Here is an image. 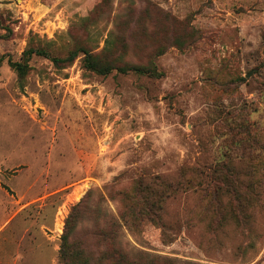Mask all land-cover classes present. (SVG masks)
Wrapping results in <instances>:
<instances>
[{"label": "rangeland", "instance_id": "rangeland-1", "mask_svg": "<svg viewBox=\"0 0 264 264\" xmlns=\"http://www.w3.org/2000/svg\"><path fill=\"white\" fill-rule=\"evenodd\" d=\"M0 60V264L66 230L81 264H264V0H0Z\"/></svg>", "mask_w": 264, "mask_h": 264}, {"label": "trees", "instance_id": "trees-1", "mask_svg": "<svg viewBox=\"0 0 264 264\" xmlns=\"http://www.w3.org/2000/svg\"><path fill=\"white\" fill-rule=\"evenodd\" d=\"M28 54H29V57H31V55L36 54V55L51 58L56 63L62 61L68 64L72 63L78 56V52L74 50L70 54H68V56L64 58H58V57L52 56L45 49H40V48H35V49L29 48ZM89 59L92 61L91 63L92 68L99 71L100 73L107 74L114 68L110 66L109 64H102L97 58L94 59L92 55L89 56ZM13 63H14V66L17 67L19 71H24V65L22 63L20 62H13ZM0 65H1V60H0ZM120 69L121 71H126L125 68H120ZM69 223L70 221L68 222V224ZM62 241H63V244L61 248V263L62 264H81L80 259L77 257L75 252L71 249L70 236L67 230L63 235ZM104 259L107 261L108 264H137L136 262H129L127 258H125L123 255L118 254V252Z\"/></svg>", "mask_w": 264, "mask_h": 264}]
</instances>
